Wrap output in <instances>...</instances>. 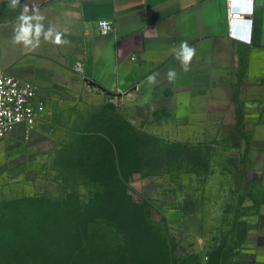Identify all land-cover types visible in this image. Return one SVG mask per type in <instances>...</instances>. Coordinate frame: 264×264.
<instances>
[{"label": "crops", "instance_id": "1", "mask_svg": "<svg viewBox=\"0 0 264 264\" xmlns=\"http://www.w3.org/2000/svg\"><path fill=\"white\" fill-rule=\"evenodd\" d=\"M229 1L246 8L244 0ZM25 3L71 44L42 41L35 50L14 45L21 9L0 0V73L32 82L51 105L63 99L71 107L93 99L112 103L113 97L138 128L178 143L214 145L222 137L229 157L247 170L261 168L256 164L264 163V0H254V11L231 25L228 0H20L21 7ZM100 19L112 22L111 33L101 34ZM184 40L196 47L189 72L172 52ZM77 61L84 66L82 76L74 69ZM170 68L178 73L172 82L166 76ZM153 73L159 75L149 84Z\"/></svg>", "mask_w": 264, "mask_h": 264}, {"label": "rangeland", "instance_id": "2", "mask_svg": "<svg viewBox=\"0 0 264 264\" xmlns=\"http://www.w3.org/2000/svg\"><path fill=\"white\" fill-rule=\"evenodd\" d=\"M68 102L45 101L48 114L29 136L0 140L2 222L23 210L39 223V210H54L55 231L46 222L43 236L64 241L62 255L89 243L88 264H122L123 250L113 254L102 243L98 211L110 202L97 201L117 188L119 171L132 203L165 239L171 264H264V179L229 157L222 137L214 145L173 142L134 126L119 106L109 112V102Z\"/></svg>", "mask_w": 264, "mask_h": 264}, {"label": "trees", "instance_id": "3", "mask_svg": "<svg viewBox=\"0 0 264 264\" xmlns=\"http://www.w3.org/2000/svg\"><path fill=\"white\" fill-rule=\"evenodd\" d=\"M108 104L106 108L109 112L119 110L118 105ZM118 149L117 145L110 147V150H115L116 153V156L112 155L111 160L114 167L121 163V158L117 156ZM261 170L264 171V168L261 167ZM113 180L117 188L110 192L106 190L97 197V201L108 197L110 202L109 206H102L98 211L100 225L105 229L106 235L102 243L109 251L123 250V255L126 256L121 260L122 264H171L165 239L158 234L141 208L132 203L127 194L126 177L115 171ZM39 211L44 222L40 219L39 223L32 221V213L23 210L19 213V220L8 223L0 220V264H88L93 260L92 254H87L89 243L81 244L79 252L72 248L69 253L62 255L64 241L43 236L49 232L46 222L49 226L53 225L51 231H55L56 223L53 218L56 220L60 213L46 209ZM42 223L44 225L36 226ZM140 248L144 253L136 256L135 250ZM111 253L114 254L113 251Z\"/></svg>", "mask_w": 264, "mask_h": 264}, {"label": "built area", "instance_id": "4", "mask_svg": "<svg viewBox=\"0 0 264 264\" xmlns=\"http://www.w3.org/2000/svg\"><path fill=\"white\" fill-rule=\"evenodd\" d=\"M227 13L230 25L245 14H249L245 10L234 8L229 0ZM113 29L114 26L111 24V31L107 34ZM74 69L80 76L83 75L84 66L81 62H75ZM37 90V86L30 81L22 80L10 73H0V140L6 139L16 131L21 132L24 137L29 136L48 114L46 104L38 97ZM109 101L119 105L118 99L112 97ZM253 173L262 176L261 169L254 170Z\"/></svg>", "mask_w": 264, "mask_h": 264}, {"label": "clouds", "instance_id": "5", "mask_svg": "<svg viewBox=\"0 0 264 264\" xmlns=\"http://www.w3.org/2000/svg\"><path fill=\"white\" fill-rule=\"evenodd\" d=\"M238 0H233V4H237ZM246 8L243 9L251 14L254 11V0H244ZM10 7L15 9L19 7L21 12L17 17V26L14 29L12 36V43L14 45H22L26 49L35 50L41 42L51 43L56 46H70L71 41L64 39V33L58 31L57 28L49 24L45 27L44 21L46 17L34 7H29L28 3H25L22 7L20 0H9ZM251 21H248L251 26ZM112 22L108 19H100L98 21V27L102 34H107L111 31ZM175 59L180 63L181 70L183 72H189L191 70V64L196 57V47L191 46L187 40L182 41L178 46L172 48ZM159 73H153L148 77L149 84H155L156 78ZM178 73L176 69L170 68L167 73V79L172 82L176 79Z\"/></svg>", "mask_w": 264, "mask_h": 264}]
</instances>
